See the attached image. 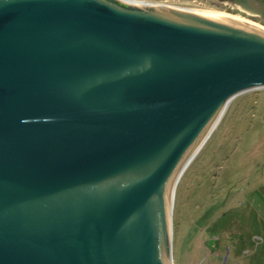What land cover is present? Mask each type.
I'll use <instances>...</instances> for the list:
<instances>
[{"label":"water","instance_id":"95a60500","mask_svg":"<svg viewBox=\"0 0 264 264\" xmlns=\"http://www.w3.org/2000/svg\"><path fill=\"white\" fill-rule=\"evenodd\" d=\"M262 88L264 30L235 18L0 0V264H173L178 181Z\"/></svg>","mask_w":264,"mask_h":264},{"label":"rangeland","instance_id":"374dc122","mask_svg":"<svg viewBox=\"0 0 264 264\" xmlns=\"http://www.w3.org/2000/svg\"><path fill=\"white\" fill-rule=\"evenodd\" d=\"M240 16L231 0H138ZM220 12V13H219ZM264 88L231 100L183 172L172 211L173 264H264Z\"/></svg>","mask_w":264,"mask_h":264},{"label":"bare ground","instance_id":"6f19581e","mask_svg":"<svg viewBox=\"0 0 264 264\" xmlns=\"http://www.w3.org/2000/svg\"><path fill=\"white\" fill-rule=\"evenodd\" d=\"M127 2H131V3H136V4H142V5H145V4H151L149 2H144V1H138V0H125ZM168 5V4H167ZM169 6V5H168ZM170 6H173V5H170ZM207 11V10H206ZM220 13V12H219ZM217 14V13H216ZM220 15H223V16H227V17H231V18H235L241 22H244V23H247V24H250V25H253V26H256V27H259L261 29L264 30V26L258 24V23H255V22H252L251 20L249 19H246L244 17H240V16H233V15H228V14H220Z\"/></svg>","mask_w":264,"mask_h":264}]
</instances>
